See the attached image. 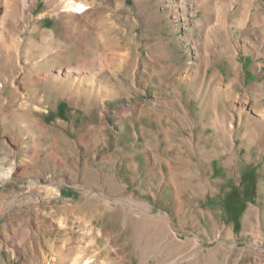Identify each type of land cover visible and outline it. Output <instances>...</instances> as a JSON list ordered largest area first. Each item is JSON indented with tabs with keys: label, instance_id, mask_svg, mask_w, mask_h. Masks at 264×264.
<instances>
[{
	"label": "rangeland",
	"instance_id": "rangeland-1",
	"mask_svg": "<svg viewBox=\"0 0 264 264\" xmlns=\"http://www.w3.org/2000/svg\"><path fill=\"white\" fill-rule=\"evenodd\" d=\"M81 2L0 26V264H264V0Z\"/></svg>",
	"mask_w": 264,
	"mask_h": 264
},
{
	"label": "bare ground",
	"instance_id": "bare-ground-1",
	"mask_svg": "<svg viewBox=\"0 0 264 264\" xmlns=\"http://www.w3.org/2000/svg\"><path fill=\"white\" fill-rule=\"evenodd\" d=\"M33 0H0V6L3 8V13L4 15L2 17H0V26H4L6 18L9 17V14L15 12L18 8H20L21 10L24 9L25 7L29 8V5L32 3ZM56 1V0H55ZM55 1L54 0H48V5L50 8H52V10H54L55 7ZM59 1V11L62 12H69L72 14V16L75 19H81L84 16V13L86 12L87 8L86 5L81 2V0H57V2ZM179 3L181 4V2H183V0H178ZM196 3H198L199 0H194ZM209 0H204L203 3H208ZM29 3V4H26ZM216 5H218L219 7L223 8V4L220 3H216ZM198 5V4H197ZM233 2L231 4V10L233 9ZM23 6V7H22ZM58 6L56 8H58ZM220 8V9H221ZM28 10V9H27ZM56 10V9H55ZM219 12V9H217ZM23 11V10H22ZM26 12V10H24ZM57 11V10H56ZM19 12V11H18ZM24 13V12H22ZM221 13V12H220ZM24 15V14H23ZM22 16V15H21ZM219 16V15H218ZM244 17H242L243 19ZM246 19V18H245ZM242 21V20H241ZM245 21V20H244ZM263 21V20H262ZM219 24V23H218ZM2 47V46H1ZM68 221V218H59L58 222L61 226H65V223ZM82 221V220H81ZM58 258V264H62L63 260L59 255H57ZM82 258V257H81ZM72 264H90V261L87 260L84 263L82 262V260L80 258L75 259Z\"/></svg>",
	"mask_w": 264,
	"mask_h": 264
},
{
	"label": "trees",
	"instance_id": "trees-1",
	"mask_svg": "<svg viewBox=\"0 0 264 264\" xmlns=\"http://www.w3.org/2000/svg\"><path fill=\"white\" fill-rule=\"evenodd\" d=\"M246 185V192L231 187L224 200V213L232 220L237 221L245 210L248 200L253 199L255 193V179L253 173L242 181Z\"/></svg>",
	"mask_w": 264,
	"mask_h": 264
}]
</instances>
